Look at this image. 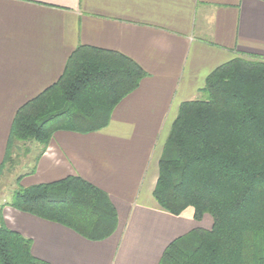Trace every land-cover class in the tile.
<instances>
[{
  "label": "crops",
  "instance_id": "obj_1",
  "mask_svg": "<svg viewBox=\"0 0 264 264\" xmlns=\"http://www.w3.org/2000/svg\"><path fill=\"white\" fill-rule=\"evenodd\" d=\"M80 44L121 52L146 75L102 129L16 143L0 172V214L50 264H158L173 239L212 224L208 214L197 221L188 207L174 215L153 198L167 134L180 103L197 99L215 68L264 57V1L0 0V165L17 109L58 79ZM68 175L107 192L117 212L111 235L91 240L8 204L18 186Z\"/></svg>",
  "mask_w": 264,
  "mask_h": 264
},
{
  "label": "trees",
  "instance_id": "obj_2",
  "mask_svg": "<svg viewBox=\"0 0 264 264\" xmlns=\"http://www.w3.org/2000/svg\"><path fill=\"white\" fill-rule=\"evenodd\" d=\"M145 75L121 52L76 46L58 79L17 109L0 172L16 143L46 145L56 130L105 127ZM202 94L178 107L152 195L171 214L190 207L195 220L208 214L212 224L173 239L158 264H264V57L219 65ZM8 204L91 240L108 237L117 224L107 192L80 176L18 186ZM30 249L31 239L9 229L0 214V264H50Z\"/></svg>",
  "mask_w": 264,
  "mask_h": 264
},
{
  "label": "rangeland",
  "instance_id": "obj_3",
  "mask_svg": "<svg viewBox=\"0 0 264 264\" xmlns=\"http://www.w3.org/2000/svg\"><path fill=\"white\" fill-rule=\"evenodd\" d=\"M198 98H204V94H201ZM5 178H7V180H6V184H8V182H9V178L6 176ZM3 195L4 196H7L8 195V190L6 191V189L4 190V192H3Z\"/></svg>",
  "mask_w": 264,
  "mask_h": 264
}]
</instances>
